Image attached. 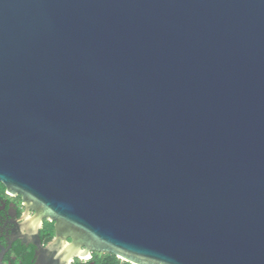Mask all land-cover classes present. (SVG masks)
I'll return each mask as SVG.
<instances>
[{
  "label": "water",
  "instance_id": "obj_1",
  "mask_svg": "<svg viewBox=\"0 0 264 264\" xmlns=\"http://www.w3.org/2000/svg\"><path fill=\"white\" fill-rule=\"evenodd\" d=\"M0 184L34 264H264V0H0Z\"/></svg>",
  "mask_w": 264,
  "mask_h": 264
},
{
  "label": "flooded vegetation",
  "instance_id": "obj_2",
  "mask_svg": "<svg viewBox=\"0 0 264 264\" xmlns=\"http://www.w3.org/2000/svg\"><path fill=\"white\" fill-rule=\"evenodd\" d=\"M26 213V214H25ZM26 217L32 218L33 212L28 210L20 196L6 193L0 184V259L2 264H34L38 247L44 248L53 238V224L41 220L33 237ZM21 228H24L21 230ZM69 242V240H67ZM70 264H130L115 256L88 251V258L75 257Z\"/></svg>",
  "mask_w": 264,
  "mask_h": 264
}]
</instances>
